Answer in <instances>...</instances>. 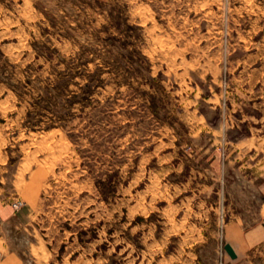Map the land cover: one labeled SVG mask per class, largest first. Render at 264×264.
I'll use <instances>...</instances> for the list:
<instances>
[{
	"label": "rangeland",
	"instance_id": "374dc122",
	"mask_svg": "<svg viewBox=\"0 0 264 264\" xmlns=\"http://www.w3.org/2000/svg\"><path fill=\"white\" fill-rule=\"evenodd\" d=\"M260 172L264 0H0L1 251L218 264Z\"/></svg>",
	"mask_w": 264,
	"mask_h": 264
},
{
	"label": "crops",
	"instance_id": "0c3cea01",
	"mask_svg": "<svg viewBox=\"0 0 264 264\" xmlns=\"http://www.w3.org/2000/svg\"><path fill=\"white\" fill-rule=\"evenodd\" d=\"M247 181L249 189H241L247 196V208L228 218L223 227V243L228 242L235 253L234 257L223 253L225 264H264V172ZM0 264L25 263L5 249L0 250Z\"/></svg>",
	"mask_w": 264,
	"mask_h": 264
},
{
	"label": "water",
	"instance_id": "95a60500",
	"mask_svg": "<svg viewBox=\"0 0 264 264\" xmlns=\"http://www.w3.org/2000/svg\"><path fill=\"white\" fill-rule=\"evenodd\" d=\"M222 247L229 257L235 256V253L228 242L223 243Z\"/></svg>",
	"mask_w": 264,
	"mask_h": 264
},
{
	"label": "built area",
	"instance_id": "2783aa9c",
	"mask_svg": "<svg viewBox=\"0 0 264 264\" xmlns=\"http://www.w3.org/2000/svg\"><path fill=\"white\" fill-rule=\"evenodd\" d=\"M18 204H19V201H14L12 203V206L17 207ZM218 264H223V253L221 251L219 252V256H218Z\"/></svg>",
	"mask_w": 264,
	"mask_h": 264
}]
</instances>
